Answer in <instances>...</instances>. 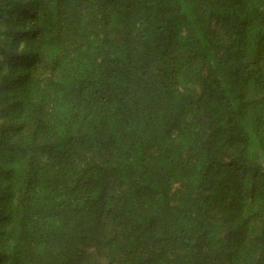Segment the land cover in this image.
<instances>
[{"label": "trees", "instance_id": "trees-1", "mask_svg": "<svg viewBox=\"0 0 264 264\" xmlns=\"http://www.w3.org/2000/svg\"><path fill=\"white\" fill-rule=\"evenodd\" d=\"M0 264H264V0H0Z\"/></svg>", "mask_w": 264, "mask_h": 264}]
</instances>
